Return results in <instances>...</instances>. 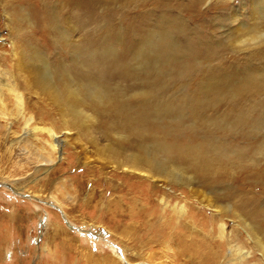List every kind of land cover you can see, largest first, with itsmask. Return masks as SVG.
I'll list each match as a JSON object with an SVG mask.
<instances>
[{"label": "rangeland", "instance_id": "rangeland-1", "mask_svg": "<svg viewBox=\"0 0 264 264\" xmlns=\"http://www.w3.org/2000/svg\"><path fill=\"white\" fill-rule=\"evenodd\" d=\"M193 1L199 10L186 13L191 28L179 35L185 50L179 58L191 52V38L208 47L185 77L170 78V67L160 79L144 75L141 60H133L139 68L132 75L120 69L111 73L114 89L107 90L116 96V107L93 101L83 88L82 114L68 115L67 123L49 99L26 92L37 123L26 128L16 110L0 117V264H198L210 252L219 254L216 264H234L232 239L247 251V264H264L251 231L261 236L264 229L258 212L264 210V88L254 95L202 90L213 73L230 76L224 82H238L245 71L264 67V44L257 49L238 42L245 32L240 25H253L252 6L260 0H86L82 29L75 19L59 25L53 17L51 47L39 32L38 14L27 8L30 2L21 3L24 11L12 19L24 35H34L33 44L58 72L66 64L77 75L82 68L71 63L66 43L59 40L63 27L75 43L95 47L103 42L116 53L132 46L134 52L144 43L138 22L141 26L148 16L155 20L163 10L175 13ZM47 6L49 15L67 13L62 0H47ZM6 18L0 6V44L5 46L0 53L10 57ZM168 28L176 37L175 26ZM0 69L8 72L7 79L19 80L9 59L0 61ZM101 78L103 83L109 76ZM21 138L42 149L51 163L28 152ZM91 142L130 150L163 145L170 152L162 159L184 178L167 186L136 183L138 177L111 169ZM221 225L230 240L223 239Z\"/></svg>", "mask_w": 264, "mask_h": 264}, {"label": "bare ground", "instance_id": "bare-ground-1", "mask_svg": "<svg viewBox=\"0 0 264 264\" xmlns=\"http://www.w3.org/2000/svg\"><path fill=\"white\" fill-rule=\"evenodd\" d=\"M26 1L27 3L30 2V5L28 4L27 8L31 11V13L38 14L41 22V31L39 32L44 37L46 45L49 47H51L50 44H48L50 43L49 36L51 35V29L54 30L51 25L52 20L54 19L53 17H55L59 25V22L62 24L63 22L71 23L72 19H75L79 28L82 29L83 25L86 23L83 9H85L84 5L87 4L85 3L86 0H62L63 9H65V13H67L62 15L61 18V12L58 10L52 11L50 15L48 14L49 5L47 6V0H7V2L0 0V6L5 9V14L7 15L6 26L8 27V34L11 38L9 40L10 57H5L0 53V61H4L6 58L9 59V61L12 62L13 71H15L14 74L19 75L18 81H15L14 79L10 80L7 79L8 77L6 76L8 72L6 73L0 69V117H7L12 111L16 110V113L23 117L26 128H31L33 123L38 122V118L35 114L36 108L31 103V101L26 98V92L31 95L35 94L39 97L43 96L49 99L57 107V110L66 120L68 115L78 117L80 114H82L79 104L83 101V99L80 97V91H82L83 88L88 90L90 93V96L88 97H91L93 101L99 102L100 104L109 105L111 108L117 106L116 102L118 100L116 96L109 94L107 90L111 89L114 85L110 80L113 70L120 69L121 72L132 75V72H134L132 71L133 68H139L132 66L133 60H141L143 64L142 67L144 68V75H148V73L151 72L153 76H156L160 79L163 75L165 76V74H163V69H165V67H170V69L167 71V76H170V78H175L176 76L185 77L187 73L194 69L198 60L202 58V56L198 54L204 53V48L208 47L204 46L205 44L202 46V43L199 44L198 40L196 41L195 39L191 38V41L187 43V46L190 45L192 47V49L190 48L191 52H188L189 54L186 55L187 57L183 59L179 58L180 54L185 52L184 47L181 45L182 41L180 40L179 35H185L183 32L187 33L188 29L191 28L189 25L191 18H187L186 13L189 12L194 14L198 9L197 5L193 1L191 6L188 8L179 7L180 11H176L175 13L174 11L163 10L164 12L159 13L158 17H155V20L154 16H148L145 21H143L141 26L140 22H138L136 30L143 34L144 43L140 45L134 52H132V46L131 50L130 48L125 47V50H123L121 53H116L117 51L113 49V47L109 48L107 44H104L103 42H96L98 43L97 45L93 44L95 47L91 46V44V48H89L90 46L88 45V47L83 45L81 42L75 43L71 40L72 38L70 37V32L65 30V28L61 25L63 29L58 33L59 40L66 43L68 49H65H67V52H69L71 63L75 65L76 68L81 67L83 70L81 69L77 75L76 73L70 74V71L66 68V64H61L60 72H58L59 70H56V67L53 66L52 61L47 57L45 52L33 44L32 38L34 35L29 38L28 36L24 35L21 30L13 26L14 20L12 17L17 15L18 12H22V10L24 11V9H21L20 4L23 2L26 4ZM37 1L40 2V5H38L39 3L35 4ZM222 1L228 2L231 0ZM39 7L41 8V11L39 10ZM89 7H91V4ZM252 7V15H250L252 16V21H254L253 25H240V29H243V32H245L238 42L241 45H249V47L254 46L258 49V46L262 48V45L264 44V0H260L259 3L254 2ZM238 15L239 14L237 12H234L235 20L238 19ZM168 25L175 26V29L177 30L176 37L173 36V34L171 35L172 31L168 28ZM197 27L198 26H196V29ZM201 27L203 26L201 25ZM76 28L78 29V27ZM239 35H241V33ZM0 38H2V36H0ZM237 38H239V36H237ZM0 47L5 48L2 43L0 44ZM126 59L129 61L123 63V61ZM254 70L245 71L243 77H240L238 82H234L233 80L232 82H224L226 81L225 79H229L230 76L220 77L219 75L213 73L209 78H207V80L205 79L204 88L202 84V90L204 89V92L208 93H216L218 91H222L224 93V90L235 91L238 92L239 95H242L244 91H247V93H257L260 90L263 91L264 67L256 71ZM105 75L107 77L109 76V79L104 78L105 81L101 83V77ZM74 76H81V79H78ZM106 82H109V84ZM141 111H146V109ZM27 112L28 114L31 112L32 115L27 117ZM143 116H145V112ZM40 118L42 117H39V119ZM66 122L69 123L68 120H66ZM49 132L52 137H57L55 132ZM19 142L26 145L27 151L35 153L41 161L45 163H51L52 160L47 158L44 151L42 149H40L41 151H38V149L33 144H31L27 138H21ZM59 142L60 141H58V143ZM91 143L98 151L99 157H102L104 162H107V164L109 163V165H111V169L113 168L114 170H122V174L126 177H138L139 180H136V183L147 184V182L149 183L153 180L155 183L161 184V186H167L168 184L175 183L179 179L184 178L179 173L175 172L174 169H171V162L169 160L162 159L164 154L170 152L163 145H160L159 149H157L147 148L140 144L138 150H130L127 147L120 148L121 146L115 147L112 145L99 146V144L96 142ZM52 146L56 148V144ZM162 153L163 155H161ZM140 178L143 179V181L140 180ZM134 187H136V184H134ZM215 207L217 208V206ZM217 209L220 210L219 208ZM258 212L264 215V210ZM259 229L262 230L261 227H259ZM221 230L223 231V235H225V231L227 235H225L226 237H223V239L225 238L226 240V238H229L230 240L232 235L228 233L229 231L227 232L226 226L221 225ZM251 231L257 238V241H254V244L261 250V254L264 257V229L263 232L260 233L261 236H258V234L255 233L257 229L251 228ZM232 241L233 244L235 243L234 246L237 254L234 259L235 261L232 260L233 263L247 264V259L249 258L247 251H244L240 246L241 244L236 242L235 239H232ZM193 246L191 244L188 245V247H190V251L194 252L195 249L191 250L194 248ZM208 247L209 246L207 245V249ZM197 248L198 247H196V249ZM186 249L189 251V248ZM202 257L204 258H200L201 260L198 259V264H216L219 254L210 252L203 254Z\"/></svg>", "mask_w": 264, "mask_h": 264}]
</instances>
